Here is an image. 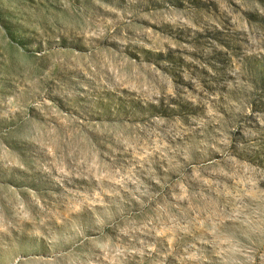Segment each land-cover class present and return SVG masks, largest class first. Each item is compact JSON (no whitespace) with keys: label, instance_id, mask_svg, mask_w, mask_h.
Listing matches in <instances>:
<instances>
[{"label":"rangeland","instance_id":"rangeland-1","mask_svg":"<svg viewBox=\"0 0 264 264\" xmlns=\"http://www.w3.org/2000/svg\"><path fill=\"white\" fill-rule=\"evenodd\" d=\"M0 264H264V0H0Z\"/></svg>","mask_w":264,"mask_h":264}]
</instances>
